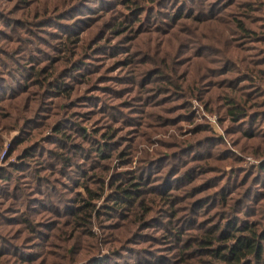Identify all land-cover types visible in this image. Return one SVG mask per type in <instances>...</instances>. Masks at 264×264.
Returning <instances> with one entry per match:
<instances>
[{
  "label": "rangeland",
  "instance_id": "374dc122",
  "mask_svg": "<svg viewBox=\"0 0 264 264\" xmlns=\"http://www.w3.org/2000/svg\"><path fill=\"white\" fill-rule=\"evenodd\" d=\"M246 226L264 0H0V264H227Z\"/></svg>",
  "mask_w": 264,
  "mask_h": 264
},
{
  "label": "trees",
  "instance_id": "16d2710c",
  "mask_svg": "<svg viewBox=\"0 0 264 264\" xmlns=\"http://www.w3.org/2000/svg\"><path fill=\"white\" fill-rule=\"evenodd\" d=\"M63 91L66 90L64 89ZM103 139L100 149L102 153L108 152L112 146V142H110L112 137L110 134L105 133ZM139 186L141 184L133 182L128 188H124L118 192L123 196L124 200L131 201L133 199L132 196L139 192ZM136 201H134L133 206H140ZM241 230L237 231L236 235H231L234 241L229 247L223 249L225 253H222L220 248L213 249L211 254L213 258L219 259L227 264H250L246 261L251 257H255L256 260L261 259L264 253L263 245L261 244L264 240L263 235H259L254 229L247 226L241 228ZM239 232L242 234H239ZM214 241L215 239H206V241H203V244L207 247H213Z\"/></svg>",
  "mask_w": 264,
  "mask_h": 264
}]
</instances>
